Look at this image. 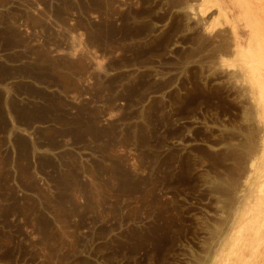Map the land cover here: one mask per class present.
Segmentation results:
<instances>
[{"label": "rangeland", "instance_id": "1", "mask_svg": "<svg viewBox=\"0 0 264 264\" xmlns=\"http://www.w3.org/2000/svg\"><path fill=\"white\" fill-rule=\"evenodd\" d=\"M0 264H264V0H0Z\"/></svg>", "mask_w": 264, "mask_h": 264}, {"label": "trees", "instance_id": "2", "mask_svg": "<svg viewBox=\"0 0 264 264\" xmlns=\"http://www.w3.org/2000/svg\"><path fill=\"white\" fill-rule=\"evenodd\" d=\"M19 206H21L22 204H18Z\"/></svg>", "mask_w": 264, "mask_h": 264}]
</instances>
